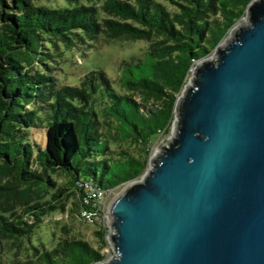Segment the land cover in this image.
<instances>
[{
  "label": "trees",
  "instance_id": "1",
  "mask_svg": "<svg viewBox=\"0 0 264 264\" xmlns=\"http://www.w3.org/2000/svg\"><path fill=\"white\" fill-rule=\"evenodd\" d=\"M64 1L0 0V246H24L20 260L0 264L106 260V228L95 233L96 247L65 227L50 242L35 239L36 230L55 212L86 210L97 222L102 208L88 189L108 192L143 175L150 146L171 132L190 67L213 52L251 0ZM100 38L148 47L123 60L117 77L95 69L77 86L61 84L60 48Z\"/></svg>",
  "mask_w": 264,
  "mask_h": 264
},
{
  "label": "water",
  "instance_id": "2",
  "mask_svg": "<svg viewBox=\"0 0 264 264\" xmlns=\"http://www.w3.org/2000/svg\"><path fill=\"white\" fill-rule=\"evenodd\" d=\"M190 67L172 132L108 208L99 264H264V0Z\"/></svg>",
  "mask_w": 264,
  "mask_h": 264
},
{
  "label": "rangeland",
  "instance_id": "3",
  "mask_svg": "<svg viewBox=\"0 0 264 264\" xmlns=\"http://www.w3.org/2000/svg\"><path fill=\"white\" fill-rule=\"evenodd\" d=\"M36 3L48 7H62L65 5L64 0H36ZM246 22V18L243 17L236 23L235 27L241 23L245 25ZM231 32L232 29L228 31L226 36L221 41L222 43L229 39ZM147 47V43L142 41H129L121 39L110 42L100 38L97 41L90 43L88 46H83V49L65 50L63 47H61V55L60 57H56L59 63H54V66L60 67L61 65L63 67L62 72L59 73V80L61 84L77 86L81 76L95 69H102L110 77H117L120 63L123 60H129L132 57H142L147 51ZM206 58L212 60L213 52ZM163 139L164 138L158 139L150 146L147 168L150 167L149 160L157 153V146ZM128 184L116 188L107 197L104 207L101 209V218L96 219L97 222L83 219L78 213L66 215L60 212H55L44 218L40 228L36 230L35 239L47 242H50L51 240L54 241L60 236L64 235L62 228L65 227L66 231L69 233V236L83 239L93 247L98 246L97 236L95 233L102 230L103 228H106L108 230L106 236L107 239L110 233L109 225H107V213L109 205L120 192V190ZM71 203L72 200H70L69 204ZM23 247L17 249V247L11 244V242L4 243L2 246H0V260H20L24 255ZM110 250V247L105 248L104 250V253L107 257L106 260L112 256Z\"/></svg>",
  "mask_w": 264,
  "mask_h": 264
},
{
  "label": "built area",
  "instance_id": "4",
  "mask_svg": "<svg viewBox=\"0 0 264 264\" xmlns=\"http://www.w3.org/2000/svg\"><path fill=\"white\" fill-rule=\"evenodd\" d=\"M113 191L114 190H111V191H108V192H102V191H95V190L88 189V199H93L95 202H97L98 204L101 205V208H103L107 197ZM81 217L83 219H86V220H89V221L92 220L91 219V214L88 211H86V210L81 211Z\"/></svg>",
  "mask_w": 264,
  "mask_h": 264
}]
</instances>
